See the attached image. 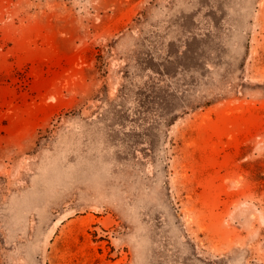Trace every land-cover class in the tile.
<instances>
[{"label": "rangeland", "instance_id": "1", "mask_svg": "<svg viewBox=\"0 0 264 264\" xmlns=\"http://www.w3.org/2000/svg\"><path fill=\"white\" fill-rule=\"evenodd\" d=\"M0 264H264V0H0Z\"/></svg>", "mask_w": 264, "mask_h": 264}]
</instances>
